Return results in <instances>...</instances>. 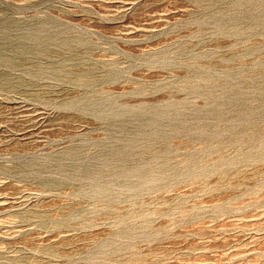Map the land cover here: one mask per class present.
I'll list each match as a JSON object with an SVG mask.
<instances>
[{
  "label": "rangeland",
  "instance_id": "374dc122",
  "mask_svg": "<svg viewBox=\"0 0 264 264\" xmlns=\"http://www.w3.org/2000/svg\"><path fill=\"white\" fill-rule=\"evenodd\" d=\"M0 264H264V0H0Z\"/></svg>",
  "mask_w": 264,
  "mask_h": 264
}]
</instances>
